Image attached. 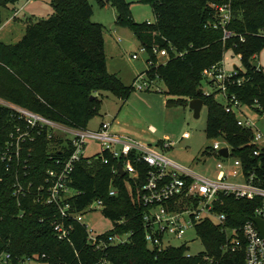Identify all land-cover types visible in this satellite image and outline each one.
<instances>
[{
	"label": "trees",
	"instance_id": "1",
	"mask_svg": "<svg viewBox=\"0 0 264 264\" xmlns=\"http://www.w3.org/2000/svg\"><path fill=\"white\" fill-rule=\"evenodd\" d=\"M19 1L0 0V27L2 9ZM96 1L102 7L116 6L117 23L133 30L142 47L169 49L166 62L156 65L157 58L152 55L148 63L153 64L144 71L152 78L159 75L168 87V95L179 96L178 100L169 99L168 104H188L193 98H202L208 108V138L226 140L235 148L234 156L246 163L252 159L254 146L240 148L249 142L251 132L238 124L236 112L226 109L223 96L222 101L218 99L219 91L205 94L203 81L204 71L222 64L225 51L232 49L242 55L245 68H237L235 78L243 77L244 81L232 85L230 94H236L247 105L258 103L264 110V72L252 63L264 48V0H233L230 29L235 34L226 41L221 30L205 27L212 18L210 5L221 0H142L153 7L156 21L152 23L136 21L129 0ZM52 5L54 13L28 24L17 43L0 38V98L56 123L85 130L100 113L103 101L99 93L110 91L126 101L135 91L140 73L133 85H127L118 73L109 71L105 26L92 20L91 0H52ZM173 46L185 54L175 56ZM19 124L22 121L12 110L0 105V254H11L7 264H21L29 257H38L39 262L47 264H96L103 254L92 249L83 224L73 216L64 218L72 230L70 240L60 239L54 227V221L62 218L59 208L38 200V188L48 186V171L61 170L57 161L72 153L71 142L56 138L47 126L35 128L31 130L33 140L23 142L19 167L8 171L2 154ZM119 163L113 158L105 163L101 153L84 157L75 164L70 182L77 191L69 199L71 211L80 212L102 199V212L114 224L126 220L118 229L130 232V239L108 248L111 264H246L245 250L225 251L222 246L226 233L209 220L196 226L206 245L204 252L189 255L185 245L161 251L150 248L145 238V206L140 199L147 167L143 165L137 177L121 176L114 173ZM17 180L26 191L32 184L29 193L15 194ZM112 188L117 190L114 196H110ZM227 202L229 226H241L253 214L255 205L249 200L229 198Z\"/></svg>",
	"mask_w": 264,
	"mask_h": 264
},
{
	"label": "built area",
	"instance_id": "2",
	"mask_svg": "<svg viewBox=\"0 0 264 264\" xmlns=\"http://www.w3.org/2000/svg\"><path fill=\"white\" fill-rule=\"evenodd\" d=\"M212 18L207 21L205 27L221 30L223 40L230 39L235 33L230 29V24L234 18L233 0H221L210 5ZM150 23V22H149ZM150 56L157 58V64L166 62L169 57V49L166 47L154 46L149 50ZM172 49L175 56H183L184 51ZM240 55V54H239ZM242 58V55H240ZM138 58L137 54L133 55ZM158 58H166L165 61H158ZM153 64V61L148 63ZM258 67V66H257ZM238 67L231 73L226 72L222 64L213 65L204 71L205 81L215 86L223 96L226 109L237 114L238 124L251 132L249 142L240 148L254 146L252 159L244 161L240 156H234L235 148L222 138H215L213 145L209 147V153H216L220 160L217 163L219 169L217 177L198 175L190 168L171 160L159 147L151 144L139 142L128 135L115 133L111 130V122H102L96 130L68 128L69 126L56 123L46 116L31 109L18 105L14 102L0 98V105L10 108L22 124L17 125L15 131L10 134L6 149L2 154V160L7 165V170H12L20 165L23 151V142L27 139L33 140L31 130L35 128L48 127L70 131L74 138L70 140L72 153L64 160L57 162L62 165L61 170L50 169L46 182L48 186L42 185L38 188V200L46 204L56 205L62 218L54 221L55 230L62 240H70L72 225L66 224L64 218L75 217L86 228L87 241L92 249L101 252L103 255L96 264H111L107 257V250L110 246L125 244L130 239V232H121L118 228L126 220L120 219L114 224L112 232L95 235L88 225L81 220L82 214L87 209L95 210L104 207V200L91 202L84 210L73 212L70 197L75 195V191L70 186L71 173L74 166L86 156L88 141L93 139L100 142L102 151L101 157L105 163L110 159L119 160L126 172L125 175L137 177L141 173L143 165L147 167L146 180L140 188V199L145 206L144 225L145 238L148 246L152 249L163 250L169 246H178L172 243L171 238L184 240L190 227L196 226L204 221H213L220 229L226 233L227 240L222 248L225 251L245 250L246 264H264V233L255 218L264 220V134L257 129L256 123L244 118L247 108H260V113L264 110L258 103L254 106L244 104L236 94H230L229 89L235 83H242L243 77L235 78L239 73ZM259 68V67H258ZM159 75L152 78L147 72H141L134 83L138 90L162 89L158 85ZM137 82V83H136ZM205 92V91H204ZM210 95L213 93L205 92ZM66 126V127H65ZM190 132H185L183 138H189ZM164 149L172 147L176 142L169 137L161 140ZM227 147L228 157L219 153L220 149ZM114 173L121 175L119 165L114 168ZM124 175V176H125ZM122 176V175H121ZM15 194L29 193L30 184L27 191L17 180ZM117 194V190L112 188L110 196ZM249 200L254 203V211L248 220L241 226H229V214L225 208L228 207L227 199ZM187 247V243H183ZM190 255V254H189ZM29 257L21 261L25 264L31 259ZM11 259L10 253L0 254V264H7ZM42 263V262H40Z\"/></svg>",
	"mask_w": 264,
	"mask_h": 264
},
{
	"label": "rangeland",
	"instance_id": "3",
	"mask_svg": "<svg viewBox=\"0 0 264 264\" xmlns=\"http://www.w3.org/2000/svg\"><path fill=\"white\" fill-rule=\"evenodd\" d=\"M129 1L132 2V12L136 21L150 23L156 21V15L149 2ZM42 2L44 4L46 2L50 6V11L43 12L39 9L40 14L26 12L21 15L22 19L15 21L4 32L3 37H5L6 42L17 43L24 36L27 25L32 21L29 19L35 21L49 17L54 13L52 0H42ZM91 3L94 7L92 20L105 26V53L109 71L118 73L127 85H133L135 77L148 69L150 52L147 49H142L141 42L133 30L117 23L116 6L109 4L102 7L96 0H91ZM2 10L3 16L6 17V10L4 8ZM134 54H137L138 58H134ZM165 59L158 58V61H165ZM252 63L264 72V48L252 59ZM223 66L228 73L233 72L236 67L245 68L241 56L232 49L225 51ZM158 85L162 89H151L150 91L135 89L125 103L112 92L101 91L99 96L103 102L100 113L90 120L87 129L96 130L102 122H111L113 132L128 135L139 142L148 143L160 149H164L161 140L168 136L176 142L172 147L164 150L171 160L185 168L192 169L195 174L216 178L219 171L217 163L220 157L216 153L206 152L209 151L207 148L212 146L214 142V139L208 138L206 133L208 108L204 106L201 116L196 118L189 103L176 102L169 105V99L178 100L179 96L166 93L168 87L164 80L159 79ZM203 90L214 93L216 88L204 80ZM218 99L222 101V96L220 95ZM244 118L253 120L257 129L264 134V114L255 109L247 108ZM187 131L191 133V138L185 139L182 136ZM53 134L56 138L65 139L67 142L74 138L72 132L62 131L58 128L53 130ZM56 145L57 143L54 146ZM101 151L100 142L93 139L88 141L86 156H96ZM81 220L92 229V233L95 235L109 233L114 228V221L106 216L101 208L85 210ZM171 241L175 245L187 243V252L191 255L206 250L205 243L194 227L188 229L184 240L171 238ZM25 264L44 263L31 259Z\"/></svg>",
	"mask_w": 264,
	"mask_h": 264
},
{
	"label": "crops",
	"instance_id": "4",
	"mask_svg": "<svg viewBox=\"0 0 264 264\" xmlns=\"http://www.w3.org/2000/svg\"><path fill=\"white\" fill-rule=\"evenodd\" d=\"M4 9L6 10L7 13H6V17L3 16V24L0 27V38L5 41V39H4L5 37H3L4 32L6 31L7 28L11 27L15 21L22 19L21 15H23L26 12H29L32 14H40L38 11L39 9L43 10V12H46V11L49 12L50 6H48V4H46V2L44 4V2H42V0H20L17 4L10 5L9 7H6ZM2 14H3V12H2ZM29 20L30 21L32 20L31 23H33V22L38 21L39 19H37L35 21L33 19H29ZM29 20H28V22H29ZM7 43H8V41H7ZM126 101H124V103ZM189 138H191V136ZM185 139H188V138H185ZM164 150L165 149H163V151ZM44 264H47V263H44Z\"/></svg>",
	"mask_w": 264,
	"mask_h": 264
},
{
	"label": "water",
	"instance_id": "5",
	"mask_svg": "<svg viewBox=\"0 0 264 264\" xmlns=\"http://www.w3.org/2000/svg\"><path fill=\"white\" fill-rule=\"evenodd\" d=\"M190 107L194 111V115L196 118H199L201 116V111L204 107V100L202 98H193L189 101ZM219 153L225 157H228L229 150L227 147L220 149ZM121 175L124 176L126 172L123 170L121 164H119ZM255 221L260 225V228L262 229L264 233V220H261L259 218H255Z\"/></svg>",
	"mask_w": 264,
	"mask_h": 264
}]
</instances>
